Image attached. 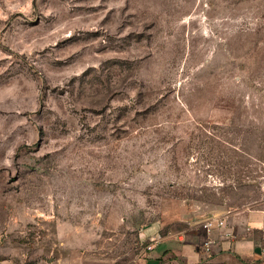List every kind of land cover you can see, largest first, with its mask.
Segmentation results:
<instances>
[{
	"label": "rangeland",
	"instance_id": "rangeland-1",
	"mask_svg": "<svg viewBox=\"0 0 264 264\" xmlns=\"http://www.w3.org/2000/svg\"><path fill=\"white\" fill-rule=\"evenodd\" d=\"M244 209L264 0H0V264H264V229L250 258L204 248Z\"/></svg>",
	"mask_w": 264,
	"mask_h": 264
},
{
	"label": "crops",
	"instance_id": "crops-1",
	"mask_svg": "<svg viewBox=\"0 0 264 264\" xmlns=\"http://www.w3.org/2000/svg\"><path fill=\"white\" fill-rule=\"evenodd\" d=\"M223 215H228L226 217L222 216L226 220L225 226L212 230L214 231L212 238L217 243L215 245L217 246L215 247L216 254L220 255L221 251L229 253L232 250L240 254L242 258L253 257L257 253L256 234L247 233L245 230L251 231L254 229L258 231L264 229V209L229 211ZM240 231L244 233L236 236ZM188 246V244L183 245V253L190 255L191 258H196L198 253H194Z\"/></svg>",
	"mask_w": 264,
	"mask_h": 264
},
{
	"label": "built area",
	"instance_id": "built-area-1",
	"mask_svg": "<svg viewBox=\"0 0 264 264\" xmlns=\"http://www.w3.org/2000/svg\"><path fill=\"white\" fill-rule=\"evenodd\" d=\"M225 224H226V220L220 216L209 217L204 222V226L209 233H211V231L216 229V228H221V227L225 226ZM215 244H216V240L214 238H212L211 236H209L204 242V248L207 252H209V251H211L212 247ZM152 247L153 246L151 245L148 248L152 249ZM262 252L264 255V248H263Z\"/></svg>",
	"mask_w": 264,
	"mask_h": 264
}]
</instances>
